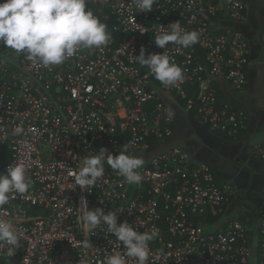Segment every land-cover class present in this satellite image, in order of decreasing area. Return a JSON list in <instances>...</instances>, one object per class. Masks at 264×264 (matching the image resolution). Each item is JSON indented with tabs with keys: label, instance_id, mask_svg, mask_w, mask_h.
<instances>
[{
	"label": "built area",
	"instance_id": "built-area-1",
	"mask_svg": "<svg viewBox=\"0 0 264 264\" xmlns=\"http://www.w3.org/2000/svg\"><path fill=\"white\" fill-rule=\"evenodd\" d=\"M86 7L107 25V45L44 67L0 43V173L22 160L31 180L0 210L20 234L13 256L0 244V264H104L124 249L104 225L85 230L78 218L96 207L116 210L118 223L140 232L158 230L146 264H264V201L253 229L239 220L221 224L235 195L232 182L169 143L174 103L231 140L249 131L248 110L223 98L218 82L233 95L248 88L250 0H156L151 12H139L133 0H86ZM177 21L199 40L167 46L184 80L165 86L136 56L141 47L146 55L163 53L155 37ZM21 123L24 134L12 135ZM125 145L144 158L139 184L126 183L105 158L94 187L75 185L71 173L83 157L101 148L116 156ZM247 155L264 160V144L251 145Z\"/></svg>",
	"mask_w": 264,
	"mask_h": 264
},
{
	"label": "clouds",
	"instance_id": "clouds-1",
	"mask_svg": "<svg viewBox=\"0 0 264 264\" xmlns=\"http://www.w3.org/2000/svg\"><path fill=\"white\" fill-rule=\"evenodd\" d=\"M139 12H151L156 0H133ZM143 33V32H142ZM111 36L107 25L90 10L86 0H3L0 2V43L23 52L33 65H59L73 57L81 49L107 45ZM199 40L195 30L186 31L179 21L167 27L155 37V44L164 49L163 53H148L141 47L136 56L139 64L147 66L155 79L165 86H175L184 80L180 66L173 62L165 51L169 44L188 48ZM33 131H35L33 129ZM23 124L12 130V135L24 134ZM101 148L98 155L83 157L78 170L73 171L74 183L81 190L92 188L104 175V163L124 177L128 184H139L143 177L138 171L144 166V158L133 155L127 145L118 155H105ZM71 154V153H70ZM31 185L28 169L22 160L9 164L6 172L0 173V210L9 203L11 194H24ZM102 203L103 201H99ZM86 231L97 226H106L124 252L114 251L107 255L104 264H127L129 258L135 264H146L150 255L149 243L156 240L159 232H140L127 221L118 223L117 211L107 213L100 207L88 209L78 218ZM20 234L9 220L0 218V244H6L8 255L13 256L19 246ZM90 246L88 239L83 247Z\"/></svg>",
	"mask_w": 264,
	"mask_h": 264
},
{
	"label": "crops",
	"instance_id": "crops-1",
	"mask_svg": "<svg viewBox=\"0 0 264 264\" xmlns=\"http://www.w3.org/2000/svg\"><path fill=\"white\" fill-rule=\"evenodd\" d=\"M250 4V22L244 30L252 47L248 88L240 95H233L224 80L218 82L223 98L231 99L248 110L249 131L240 139L231 140L202 126L180 105H173L176 111L174 143L184 148L195 163L212 166L220 181H231L233 184L235 195L221 224L239 220L253 229L257 223L259 202L264 201V160L250 159L247 149L255 143L264 144V74L259 76L257 70L260 60L264 58V48L260 43V32L264 31V22L261 21L264 0H250ZM254 68L255 77L252 75Z\"/></svg>",
	"mask_w": 264,
	"mask_h": 264
},
{
	"label": "water",
	"instance_id": "water-1",
	"mask_svg": "<svg viewBox=\"0 0 264 264\" xmlns=\"http://www.w3.org/2000/svg\"><path fill=\"white\" fill-rule=\"evenodd\" d=\"M260 43H261L262 48H264V31L263 30L260 32ZM257 70H258L259 76L262 77L264 74V58H262L260 60V63L258 64V67H257ZM169 143L170 144H176V143H174V137Z\"/></svg>",
	"mask_w": 264,
	"mask_h": 264
},
{
	"label": "rangeland",
	"instance_id": "rangeland-1",
	"mask_svg": "<svg viewBox=\"0 0 264 264\" xmlns=\"http://www.w3.org/2000/svg\"><path fill=\"white\" fill-rule=\"evenodd\" d=\"M250 74H251V73H250ZM252 75H253V77L256 76V70H255V68H254L253 71H252ZM241 194H242V193H241ZM205 229H206V232H213V231H215V228H213V227H211V226L205 227Z\"/></svg>",
	"mask_w": 264,
	"mask_h": 264
},
{
	"label": "flooded vegetation",
	"instance_id": "flooded-vegetation-1",
	"mask_svg": "<svg viewBox=\"0 0 264 264\" xmlns=\"http://www.w3.org/2000/svg\"><path fill=\"white\" fill-rule=\"evenodd\" d=\"M261 21L264 22V12L261 14ZM262 22H260V24H262Z\"/></svg>",
	"mask_w": 264,
	"mask_h": 264
},
{
	"label": "trees",
	"instance_id": "trees-1",
	"mask_svg": "<svg viewBox=\"0 0 264 264\" xmlns=\"http://www.w3.org/2000/svg\"><path fill=\"white\" fill-rule=\"evenodd\" d=\"M259 203H262V201H260ZM259 205H261V204H259Z\"/></svg>",
	"mask_w": 264,
	"mask_h": 264
}]
</instances>
